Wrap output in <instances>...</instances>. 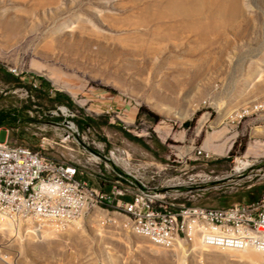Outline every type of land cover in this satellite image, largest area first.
Returning a JSON list of instances; mask_svg holds the SVG:
<instances>
[{
    "label": "rangeland",
    "instance_id": "rangeland-1",
    "mask_svg": "<svg viewBox=\"0 0 264 264\" xmlns=\"http://www.w3.org/2000/svg\"><path fill=\"white\" fill-rule=\"evenodd\" d=\"M178 1L158 17L167 0H0V110L21 116L0 140L73 163L95 186L99 169L118 167L173 203L261 199L264 113L226 116L264 99V0ZM170 23L179 29H158ZM40 77L72 105L28 108ZM184 128L197 132L191 144L172 136ZM205 137L207 160L194 153ZM246 257L264 264V253L206 248L196 236L155 247L112 209L90 208L66 230L0 222V264H254Z\"/></svg>",
    "mask_w": 264,
    "mask_h": 264
},
{
    "label": "built area",
    "instance_id": "built-area-1",
    "mask_svg": "<svg viewBox=\"0 0 264 264\" xmlns=\"http://www.w3.org/2000/svg\"><path fill=\"white\" fill-rule=\"evenodd\" d=\"M257 113H264V99L242 103L226 118L238 122ZM194 153L205 160L211 157L198 147ZM89 155L99 158L98 153ZM110 170L96 172L95 186L82 178L83 170L73 163L58 162L28 146L0 140V221L8 217L41 220L63 230L86 210L97 207L112 209L122 217L123 227L163 249L196 236L206 248L253 247L264 252V198L227 206L173 203L166 199L167 189L147 185L119 168Z\"/></svg>",
    "mask_w": 264,
    "mask_h": 264
},
{
    "label": "trees",
    "instance_id": "trees-1",
    "mask_svg": "<svg viewBox=\"0 0 264 264\" xmlns=\"http://www.w3.org/2000/svg\"><path fill=\"white\" fill-rule=\"evenodd\" d=\"M8 74L9 73L6 71L4 76L8 75ZM39 80L40 81H39L38 86L37 87H33L32 89L29 90L30 91L29 96L33 98V103L26 105L28 108H30L31 106L40 108L41 107V103H43L45 101H48V102H50L52 104L65 103V104L72 105L70 98L64 92L59 91V90H51L47 80L44 79L43 77H40ZM32 90H33V92H32ZM142 110H143L142 107H140L139 111H138V114ZM20 118H21V116L19 115V110H17V111L0 110V127L8 125L9 122H11V121H13V122L15 121L16 122ZM24 118L27 121L35 120V118L32 117V116H26ZM36 120H38V119H36ZM82 122H83V124H87L89 126H91L92 123H95V121L93 119L89 118V117L85 118V119H82ZM103 122L105 124H111V123L107 122L106 116H105V119H104ZM114 168H118V167H114ZM99 183L103 186L104 189H107V185L102 184L101 179H99Z\"/></svg>",
    "mask_w": 264,
    "mask_h": 264
},
{
    "label": "bare ground",
    "instance_id": "bare-ground-1",
    "mask_svg": "<svg viewBox=\"0 0 264 264\" xmlns=\"http://www.w3.org/2000/svg\"><path fill=\"white\" fill-rule=\"evenodd\" d=\"M181 1V0H180ZM178 0H167V3H166V6H167V10H163V11H160L159 13H158V17H161V16H173L174 14H175V12L177 13V7H176V5L178 4ZM212 3V2H211ZM176 7V8H175ZM181 12V11H180ZM156 18V17H155ZM161 24V23H160ZM185 24V23H184ZM193 24V23H192ZM199 27V26H198ZM158 29L159 30H162V31H164L165 32V34L166 35H168L169 34V31L171 30V29H179L178 27H177V25H175V24H172V23H170V24H162V25H159L158 26ZM200 39H201V37H200ZM203 39V38H202ZM244 165H246L247 164V161L245 160L244 162ZM16 219H14V218H12V217H8L7 219H5L4 221H0V222H3V223H6L7 225H8V227H12V225L14 224V221H15ZM24 221H27V220H24ZM36 222H38V223H42V224H49V225H51L52 227H56L53 223H50V222H44V221H36ZM75 223V222H74ZM73 223V224H74ZM72 224V225H73ZM71 226V225H70ZM70 226L69 227H67V228H65V229H63V230H66V229H68V228H70ZM57 228V227H56ZM58 229V228H57ZM60 230V229H59ZM155 247H158V246H155ZM242 250V249H241ZM243 250H248V251H252V252H255V253H264V252H262V251H260V250H258V249H256V248H253V247H249V248H245V249H243ZM235 251H239V250H235ZM246 259H251V261H252V263H254V264H262L259 260H254L253 258H251V257H246Z\"/></svg>",
    "mask_w": 264,
    "mask_h": 264
},
{
    "label": "crops",
    "instance_id": "crops-1",
    "mask_svg": "<svg viewBox=\"0 0 264 264\" xmlns=\"http://www.w3.org/2000/svg\"><path fill=\"white\" fill-rule=\"evenodd\" d=\"M115 125H117L116 123H115ZM117 126H120V125H117ZM197 135V132H195V133H187V131H186V128H184V129H182V130H180V131H177V132H175V133H173L172 134V136L176 139V140H186V142H188L189 144H191L192 142H193V140L195 139V136ZM232 139H233V135H229V136H227V142L228 141H232ZM139 140H141V139H139ZM207 145H208V141H207V139H206V137L205 138H203V141H202V143H201V145H198V146H196V147H198V148H201V149H203V150H205L206 148H207ZM146 148L149 150V151H152L151 149H153V146H152V144H148V146L146 145ZM156 163V165L158 166V165H162L161 163L162 162H155ZM262 198H264V196L262 197ZM234 203H236V202H234ZM195 204H200V203H195ZM232 204V203H231ZM200 205H203V204H200ZM220 206V205H219Z\"/></svg>",
    "mask_w": 264,
    "mask_h": 264
},
{
    "label": "water",
    "instance_id": "water-1",
    "mask_svg": "<svg viewBox=\"0 0 264 264\" xmlns=\"http://www.w3.org/2000/svg\"><path fill=\"white\" fill-rule=\"evenodd\" d=\"M188 124V122H185V125H187Z\"/></svg>",
    "mask_w": 264,
    "mask_h": 264
}]
</instances>
